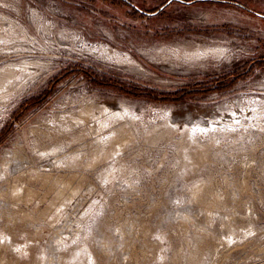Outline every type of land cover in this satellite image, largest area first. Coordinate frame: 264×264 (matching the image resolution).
<instances>
[{
    "label": "rangeland",
    "instance_id": "374dc122",
    "mask_svg": "<svg viewBox=\"0 0 264 264\" xmlns=\"http://www.w3.org/2000/svg\"><path fill=\"white\" fill-rule=\"evenodd\" d=\"M230 1L0 0V264H264V0Z\"/></svg>",
    "mask_w": 264,
    "mask_h": 264
},
{
    "label": "water",
    "instance_id": "95a60500",
    "mask_svg": "<svg viewBox=\"0 0 264 264\" xmlns=\"http://www.w3.org/2000/svg\"><path fill=\"white\" fill-rule=\"evenodd\" d=\"M128 3L132 4L135 8H137L139 11L145 13V14H149V15H155L157 13H159L161 10H163L166 6H168L170 3H172L173 1H180L186 4H192L198 1H208V0H168L166 3H164L159 9L155 10V11H147L141 7H139L137 4L133 3L131 0H125ZM211 1H222V2H234L240 6L246 7L244 4L237 2V1H230V0H211ZM256 13L261 16L264 17V13L262 12H258L256 11Z\"/></svg>",
    "mask_w": 264,
    "mask_h": 264
}]
</instances>
